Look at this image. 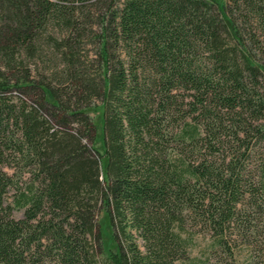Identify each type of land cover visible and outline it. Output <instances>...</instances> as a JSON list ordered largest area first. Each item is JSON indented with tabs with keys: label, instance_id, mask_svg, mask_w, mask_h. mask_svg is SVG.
<instances>
[{
	"label": "trees",
	"instance_id": "obj_1",
	"mask_svg": "<svg viewBox=\"0 0 264 264\" xmlns=\"http://www.w3.org/2000/svg\"><path fill=\"white\" fill-rule=\"evenodd\" d=\"M258 53L264 0H0V264H264L234 237L264 225ZM187 220L210 236L199 257Z\"/></svg>",
	"mask_w": 264,
	"mask_h": 264
},
{
	"label": "rangeland",
	"instance_id": "obj_2",
	"mask_svg": "<svg viewBox=\"0 0 264 264\" xmlns=\"http://www.w3.org/2000/svg\"><path fill=\"white\" fill-rule=\"evenodd\" d=\"M221 4H224L225 0H219ZM96 27V26H94ZM96 30V29H95ZM97 31V30H96ZM245 37H247L246 34H244ZM84 41L85 42V46H84V51L87 52V58L88 60H93L95 59V53H96V44L93 42V37H89L88 39L86 38ZM254 53V52H253ZM256 53V52H255ZM258 57H256L257 59H260L261 61H264V56L261 53H258ZM41 71L43 72V65L41 63H39ZM85 111L92 117L93 122L96 124L97 127V131H96V139H95V143L94 146L100 151L103 152V134H102V106L99 102H97V104L95 106H91L87 109H85ZM253 126L255 127V129H261V131L264 130V120L260 119L258 121H254ZM263 136L260 139L259 142L257 143V149H260V153L259 155H261V157L264 156V131L262 132ZM243 135H240V137ZM257 142V139L253 140L252 144L255 145V142ZM233 143H235L234 139L230 140V143L228 142L229 145H232ZM236 145V144H234ZM226 149V150H225ZM225 149H221L218 153H216L215 155L213 154H209L208 152L206 153V158L210 159L212 161H214L217 165H219L222 161L223 158H225V161L227 162L233 155V153L235 152L234 148L230 149L229 147H225ZM259 155L256 156V154H252V157L250 158V163L248 164V168L251 169L252 171L255 170L258 167V164H260L262 161L260 160H255L256 158L260 157ZM105 164V159H103L102 161V165ZM104 166V165H103ZM257 166V167H256ZM4 170H6L9 174L12 173L13 168H8V167H4ZM254 179L257 180V172L254 171ZM12 194V190L7 194V196L10 199V195ZM8 199V200H9ZM239 206L237 207H241L240 204H238ZM13 215L16 218H20L22 216V211L19 210H14L13 211ZM97 221H98V225L99 228L101 230L102 233V239H101V243H102V252L104 255H106L110 250H115L116 249V243L114 242V240L112 239V227L109 223V219L107 214L104 211H100L97 215ZM185 227V231L188 234L192 235V241L190 242V245L187 249V254L190 255V257H196V256H201L203 255V252H205L206 248L209 245V241H210V236L209 234H205V230L202 228H199V226H196L195 223H193V221L187 220V222L184 225ZM264 225H262L255 234H251L248 236V234L245 233H240V237L239 235L234 236L236 237V244H237V260L238 263L247 261L250 257H252L249 254V248L246 247L244 245V243H251L252 245L256 244L255 240H259V242H262L263 247H264V234H262L261 232H264ZM262 230V231H261ZM259 233V235L257 234ZM251 236V237H250ZM138 242L140 243L141 240L137 239ZM264 252V250H263ZM262 252V253H263ZM255 253L257 254V252L255 251Z\"/></svg>",
	"mask_w": 264,
	"mask_h": 264
}]
</instances>
